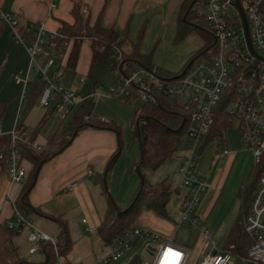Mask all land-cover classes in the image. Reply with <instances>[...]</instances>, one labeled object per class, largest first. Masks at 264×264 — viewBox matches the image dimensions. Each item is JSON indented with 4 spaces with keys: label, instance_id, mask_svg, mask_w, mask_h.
<instances>
[{
    "label": "crops",
    "instance_id": "0c3cea01",
    "mask_svg": "<svg viewBox=\"0 0 264 264\" xmlns=\"http://www.w3.org/2000/svg\"><path fill=\"white\" fill-rule=\"evenodd\" d=\"M183 1L55 0V6L51 8V0H0V12H9L18 19L16 30L22 35L29 33L32 23L42 22L45 26L44 36L49 39L54 31L60 29L62 21L69 23L74 21L72 9L75 3H79L81 10L87 9L85 15L90 16L91 22L99 19L103 26H114L118 30L128 29L133 42L137 41L140 30L144 27L140 52L143 54L152 52L154 65L177 71L204 44L202 40V46L195 49L196 47L190 48L189 45H184L189 40H183L184 46L181 43L183 41L178 42L181 43L179 46L172 43L175 40L178 15ZM154 42L156 43L151 51L150 48ZM161 52L162 55H160ZM91 54L90 43L83 42L76 68L64 67L58 82L75 91L82 98L96 93L94 114L102 118L115 119L121 129L129 130L128 125L131 126V119L137 111H134L129 100L109 96L108 90L96 91L91 79L87 77ZM106 64L109 65V63ZM29 67L30 55L27 47L17 41L12 26L4 22L0 35V100L6 103L7 108L0 123L5 130H10L15 122L27 130H33L40 124V120L46 117L47 120L40 128L37 138V142L43 145L58 129L60 120L57 112H54L55 117L50 119L49 116L52 114H48L47 111L37 125L30 122L29 115H27L30 109L28 92L21 98V86L14 80L16 74L26 76ZM82 78H85L84 81L81 80ZM88 80L90 82H87ZM31 126H34L33 129ZM29 136L30 134L26 137ZM118 146V136L112 130L93 127L80 130L64 151L43 164L29 193L30 203L42 211V213L34 212L33 215L55 223L57 221L54 217H58L67 223L72 249L66 257L71 264L73 263L70 260V254L75 251L71 221L75 215H82L81 224L84 235L82 237L84 239L89 237L90 244L94 239H100L97 231L93 232L89 229L98 228L108 208L101 176L104 174L103 178L107 188L111 189L114 200L121 205L131 198L139 186V177L128 174L127 169L130 166L128 156L122 160L120 155L116 165L110 171L106 170V164ZM223 146L228 150L227 153L222 151V146L217 140H213L198 154L196 162V170L204 178L207 186L196 214L211 237L219 232L232 206L236 200L239 201L238 189L250 173L253 158L241 134L227 132L226 143ZM183 154L184 149H180L173 159L166 161L157 170H145L146 176L151 181L167 178L170 182L174 191L167 206L169 217H160L153 210L144 208L136 224L179 245L186 246L176 240L182 226L178 223L181 216V205L188 192L179 174ZM139 156L140 152L137 157ZM23 185L24 182L13 183L9 177L7 165L0 162V224L12 217L13 202L18 198ZM58 234L52 236L57 237ZM137 243L129 251L127 250L126 260L136 253ZM152 245L154 243L150 244ZM106 247L109 249L108 246ZM144 249L143 241L141 250ZM143 253L145 255V250ZM103 257L104 255L100 258L95 255L92 244L88 250L81 252L77 264H97Z\"/></svg>",
    "mask_w": 264,
    "mask_h": 264
},
{
    "label": "built area",
    "instance_id": "2783aa9c",
    "mask_svg": "<svg viewBox=\"0 0 264 264\" xmlns=\"http://www.w3.org/2000/svg\"><path fill=\"white\" fill-rule=\"evenodd\" d=\"M234 2L235 0H206L203 12L214 38L213 47L195 57L176 79L165 83L153 71L139 67L130 74L121 76L119 88L113 87L107 91L109 96L120 97L128 89L134 88L139 93L138 98L154 101L155 91L163 90L171 97L178 98L189 113L190 124L184 137V154L179 167L182 184L188 192L181 205L178 223L199 228L205 236V245L209 240L212 241L211 235L205 230L196 211L207 186L196 170V162L200 140L213 128L220 103L226 102L229 114L234 121H238L237 129L246 148L252 153L253 167L264 169V0H240L253 48L263 59L250 52L243 21ZM54 6L55 0H51L50 7ZM82 12L85 14L87 9L83 8ZM0 15L4 22L12 26L17 41L27 47L30 55V67L26 76L14 75V80L21 86V98L27 93L31 77L37 74L46 83L41 103L48 105L52 98L58 96L57 116L60 121L65 120L82 97L58 82L66 58L65 48H56V40L62 37L59 30L46 39L44 24L32 23L29 30L32 37L28 38L17 32L18 19L13 14L0 12ZM18 125L15 122L10 130H5L0 123V136L10 137V149L7 153L0 150V160L6 159L8 174L13 183L25 181L27 168L21 162L20 142L31 133L27 129L20 132ZM33 148L40 150L42 145L34 142ZM222 151L228 152L226 148H222ZM13 210L16 222L7 220L6 226L15 232L21 231L25 226L30 228L29 238L37 244V248H31L30 253L39 249L40 242L47 241L52 244L57 258L53 264H71L67 255H62L59 251L56 237L34 227L14 202ZM244 228L250 240L246 256L248 262L264 264V170L258 177ZM97 229L92 227L89 231L95 232ZM141 239L145 243V258L142 257L144 264H188L190 252L186 246L139 226L128 231L124 237L114 239L109 245V254L97 264L118 261ZM152 243H158L157 247L150 246ZM212 245V249L199 264H229L233 253L223 246L219 248L216 242Z\"/></svg>",
    "mask_w": 264,
    "mask_h": 264
},
{
    "label": "trees",
    "instance_id": "16d2710c",
    "mask_svg": "<svg viewBox=\"0 0 264 264\" xmlns=\"http://www.w3.org/2000/svg\"><path fill=\"white\" fill-rule=\"evenodd\" d=\"M205 2L206 0H184L181 5L174 41L178 43L191 32L196 31L200 34L204 44L188 58L178 71H171L156 66L152 62V52L148 54L140 52L142 32H140L137 41L133 42L128 29L118 30L114 26H103L99 19L91 22L90 16L82 12L79 3H75L72 9L74 21L72 23L61 22L59 32L62 37L56 40V48L58 50L65 48L66 58L64 66L75 69L83 42L88 41L90 43L92 54L87 77L91 79L95 89L100 86L98 74L106 63H109L117 83L120 82L121 76L128 75L132 70L139 67L153 71L167 83L180 76L195 57L213 47L214 38L207 26L205 14L203 13ZM199 7L203 11H199ZM3 25L4 20L0 15V35L3 31ZM23 35L31 38L32 32L23 33ZM45 86L46 83L37 74L31 77L27 85L30 108L39 98L41 99ZM120 97L128 101L137 99L139 93L136 89L130 88ZM155 97L156 100L154 101L142 100L140 109L135 113L131 121L134 139L138 141L140 147V156L133 161L131 166V170L137 172L140 178L139 186L132 199L124 207L118 205L108 191L107 184L103 178L104 174L101 176L104 192L107 196L108 208L98 226L97 233L104 245L108 247L114 239L124 237L128 231L137 226L136 220L144 208L153 210L160 217H169L167 206L174 191L170 182L167 178L160 181H151L146 176L145 170H157L166 161L173 159L180 149H184V137L190 124V116L178 98L171 97L163 90L155 91ZM58 100V96H56L49 102L47 105L48 114L56 112ZM95 104L96 95L94 93L84 96L81 102L74 106V112L72 113L73 107L67 118L60 121L58 129L45 141L40 150L33 148V143L37 142L40 128L47 120L46 117L32 130L29 137L24 138L20 142L22 149L21 162L27 168V175L23 188L14 203L26 216L34 212L42 213L40 208L34 207L29 201V193L36 182L39 170L45 162L64 151L80 130L93 127L114 131L118 136L119 146L110 156L106 164V170L110 171L116 165L123 147L121 126L115 119L102 118L95 115ZM6 108V103L0 100V120L5 114ZM233 122V117L226 109V102L220 103L216 110L213 128L200 140L198 154L213 140L225 145L227 131L233 125ZM24 129L22 125H18L20 132ZM9 149L10 137L7 135L0 136V150H4L7 153ZM0 162L3 165H7L6 159H2ZM263 170V167H253L245 182L238 189L240 202L238 215L223 244V248L230 250L233 255L247 256L250 240L245 232L244 222L257 187L258 177ZM54 219L61 228L60 233L56 237L58 248L61 254L66 256L72 249L69 227L61 218L54 217ZM6 222L0 224L3 229L9 232L4 246L12 248V237L17 232L9 230ZM39 250L45 256L41 264H53L56 261L54 248L50 242H40ZM12 264L34 263L18 258ZM127 264H144V262L142 256L136 252Z\"/></svg>",
    "mask_w": 264,
    "mask_h": 264
},
{
    "label": "rangeland",
    "instance_id": "374dc122",
    "mask_svg": "<svg viewBox=\"0 0 264 264\" xmlns=\"http://www.w3.org/2000/svg\"><path fill=\"white\" fill-rule=\"evenodd\" d=\"M198 10L203 11L200 7L198 8ZM144 30H145L144 27L141 28V30H140V32L143 33L142 38L144 36ZM166 34H168V33L166 32ZM183 40L184 41L189 40V41H187L188 43H186L184 45H189L190 48L196 47L195 49H199L202 46V38H201L200 34L196 31L191 32ZM184 41L183 42L180 41L182 43V46H184L183 45V43H185ZM155 43L156 42H154L152 44V46L150 48L151 51L154 48ZM172 43H173V45H177V46H179L181 44V43L180 44L176 43L174 40ZM160 55H162V52L160 53ZM98 80H99L100 86L98 88H96V91H107L110 87L119 88L118 83L116 81H114L113 73L111 72L108 64H105L100 69L99 74H98ZM87 82H90V80H88ZM95 95H97V94L95 93ZM128 102L131 104L134 111H138L142 105V99L141 98L130 99ZM74 109H75V107L73 108L72 113L74 112ZM47 111H48V106H44V104L42 105L40 100H37L34 103V105L28 110L27 115H29L28 117L30 118V122L34 123V125H37L38 121L40 119H42V117L45 114H47ZM134 114H133V116H134ZM53 117H55V113H52V115L49 116L50 119H52ZM131 121H132V119H131ZM33 127L34 126H31L32 129H33ZM237 127H238V121L235 120L233 122V125L228 129L227 132L229 134L235 133L237 135H240ZM128 128H129V130H127V129L123 130V128H122L123 150H122L121 158H123L122 160H124V157L128 156L129 157V165L132 166L131 163L135 159H138L137 155L140 152V147H139L138 141L134 139L132 125L131 126L128 125ZM30 131L32 132V130H30ZM221 146L223 149L225 148V146H223V145H221ZM134 157H136V158H134ZM253 164L254 163H253V158H252L250 171L253 168ZM130 166H128L129 168L127 169L128 174L131 173V174H134L136 177H139L137 172L131 170ZM139 183H140V181H139ZM108 191L111 193V195L113 197V193H112L111 189L108 188ZM136 191H137V189L135 190L133 195L136 193ZM133 195L124 205H121V204L117 203L116 201L115 202L118 205L124 207L132 199ZM239 204H240V202L238 200H236V202L232 206V209L230 210V213L228 214V217H227L225 224L221 227V229L219 230V232L216 235H213L211 237L212 241L216 242V244L218 245L219 248H221L223 246L224 241L227 237V234L230 230V227L232 226V224L234 223V221L237 218L238 210H239ZM81 216L82 215H80V216L75 215L73 220L71 221L72 238L74 240V246H75L74 247L75 251L73 250L74 252L72 251L73 253L70 254V260L73 264L78 263V259L81 257V252H85V250H88L92 244H93V252L95 253V255H97L98 258L102 257L103 255L107 256L110 252L109 249L106 246H104V244L102 243V241L99 238L94 239L93 242H91V244H90V238L89 237H88V239H84L82 237L84 235L82 232L83 225L81 224ZM27 218L29 221L32 222L34 227H36L37 229L43 231L44 233H46L50 236L60 233L61 228L57 222H56L57 223L56 224L55 222H53L51 220L42 219L38 215H33V213L29 214L27 216ZM9 220L11 222H16V218L13 215ZM8 235H9V232H7L5 229H3L2 226L0 225V264H12L18 258L25 259L26 261L34 263V264H41L44 261V255L39 249L36 250L33 254L30 253L31 248H33V247L37 248V244H36V242H33L30 240V238H29L30 228L28 226L23 227L21 229V231L15 233V235H13V237H12V243H13L12 248H6L4 246V242H5L6 238H8ZM176 240L182 244H185L188 247L189 252H190V258H189L188 264H199L201 262V260L203 259V257L205 256V254L207 252H209L213 246L212 245L213 242L211 240H209V243L207 245H205V242H206L205 236L202 234V232L200 231L199 228L192 226V225H182L181 230H180L179 234L177 235ZM142 244H143V240L141 239L138 241V243L136 245L138 247V249H136L135 252H138L143 258H145V255L143 253L144 250H141ZM157 245H158V243H154V245H152V246L154 248H156ZM128 251H126V252H128ZM126 252L122 255V257L118 261L110 262L109 264H127L131 256L128 258V260H126V258H125L126 254H127ZM229 264H250V263L248 262L246 257L234 255Z\"/></svg>",
    "mask_w": 264,
    "mask_h": 264
},
{
    "label": "water",
    "instance_id": "95a60500",
    "mask_svg": "<svg viewBox=\"0 0 264 264\" xmlns=\"http://www.w3.org/2000/svg\"><path fill=\"white\" fill-rule=\"evenodd\" d=\"M234 5L237 7V9H238L239 12H240V15H241V18H242V21H243L244 33H245V37H246V41H247V46H248L250 52H251L253 55H255L256 57H258V58H260V59H263V58H261V57L256 53V51H255L254 48H253V45H252V42H251V38H250V33H249V27H248L247 18H246V15H245L244 10H243V8H242V5H241L240 0H235Z\"/></svg>",
    "mask_w": 264,
    "mask_h": 264
},
{
    "label": "bare ground",
    "instance_id": "6f19581e",
    "mask_svg": "<svg viewBox=\"0 0 264 264\" xmlns=\"http://www.w3.org/2000/svg\"><path fill=\"white\" fill-rule=\"evenodd\" d=\"M175 260H177V258Z\"/></svg>",
    "mask_w": 264,
    "mask_h": 264
}]
</instances>
